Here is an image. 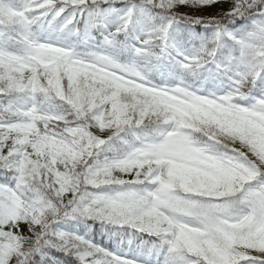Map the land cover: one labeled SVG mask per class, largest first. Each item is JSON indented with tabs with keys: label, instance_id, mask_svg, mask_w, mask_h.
<instances>
[{
	"label": "snow or ice",
	"instance_id": "obj_1",
	"mask_svg": "<svg viewBox=\"0 0 264 264\" xmlns=\"http://www.w3.org/2000/svg\"><path fill=\"white\" fill-rule=\"evenodd\" d=\"M0 264H264V0H0Z\"/></svg>",
	"mask_w": 264,
	"mask_h": 264
},
{
	"label": "rangeland",
	"instance_id": "obj_2",
	"mask_svg": "<svg viewBox=\"0 0 264 264\" xmlns=\"http://www.w3.org/2000/svg\"><path fill=\"white\" fill-rule=\"evenodd\" d=\"M208 11H214V9H209Z\"/></svg>",
	"mask_w": 264,
	"mask_h": 264
}]
</instances>
